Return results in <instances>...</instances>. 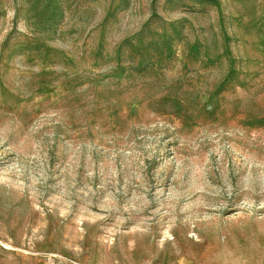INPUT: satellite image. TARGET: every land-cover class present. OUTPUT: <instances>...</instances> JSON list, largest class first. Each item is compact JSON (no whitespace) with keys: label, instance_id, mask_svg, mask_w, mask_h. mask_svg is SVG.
Listing matches in <instances>:
<instances>
[{"label":"rangeland","instance_id":"1","mask_svg":"<svg viewBox=\"0 0 264 264\" xmlns=\"http://www.w3.org/2000/svg\"><path fill=\"white\" fill-rule=\"evenodd\" d=\"M0 264H264V0H0Z\"/></svg>","mask_w":264,"mask_h":264}]
</instances>
